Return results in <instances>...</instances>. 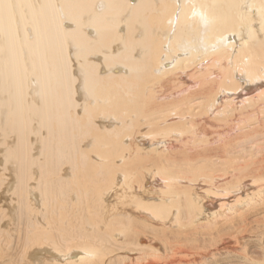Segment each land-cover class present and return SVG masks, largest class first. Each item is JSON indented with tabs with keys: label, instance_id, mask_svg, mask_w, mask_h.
Returning a JSON list of instances; mask_svg holds the SVG:
<instances>
[{
	"label": "bare ground",
	"instance_id": "6f19581e",
	"mask_svg": "<svg viewBox=\"0 0 264 264\" xmlns=\"http://www.w3.org/2000/svg\"><path fill=\"white\" fill-rule=\"evenodd\" d=\"M263 133L264 0H0V264H264Z\"/></svg>",
	"mask_w": 264,
	"mask_h": 264
},
{
	"label": "rangeland",
	"instance_id": "374dc122",
	"mask_svg": "<svg viewBox=\"0 0 264 264\" xmlns=\"http://www.w3.org/2000/svg\"><path fill=\"white\" fill-rule=\"evenodd\" d=\"M264 134V133H263ZM143 141H145V139H142ZM222 168L223 167H225V165H223V166H221ZM19 225H22V224H16L15 225V227H16V229L14 230V232L15 233H19V232H21L22 233V230H23V225L22 226H19ZM21 228V229H20ZM228 228H230V230H232L233 228H231V226H228ZM21 230V231H20ZM220 235V234H219ZM233 235H234V233L233 234H231L230 236L231 237H233ZM236 235V234H235ZM220 236H222V235H220ZM220 236H218L219 237V239H217V240H220L222 237H220ZM262 241H264V237H263V239H261V241L260 242H258V240L257 239H255L254 240V238L253 239H251L250 241H247V240H245L244 242H239V243H236V242H234V245L233 246H235V245H241L242 244V250L243 249H245V248H247V252L249 251V252H251V250L252 249H254V248H256L257 247V245H258V243L259 244H261L262 243ZM141 242L142 243H145V241H142L141 240ZM245 242L247 243V244H245ZM254 242H255V244H254ZM257 243V244H256ZM243 244H245V246L243 245ZM250 245H251V248H250ZM252 246H253V248H252ZM237 250V249H236ZM235 249H233V250H231V251H233V252H235L236 251ZM227 255V257L226 258H224L225 256ZM226 255L224 256V257H222L221 259H222V261H223V264H227L228 263V261L229 262H231L232 264L233 263H238L239 262V260H240V256L239 255H235V254H232L230 251L228 252V253H226ZM233 255H235L236 256V258H235V256H233ZM231 256V258H235V259H230L229 257ZM235 260H236V262H235ZM127 261H128V263H127ZM119 264H121L120 263V261L118 262ZM230 263V264H231ZM124 264V263H123ZM125 264H130V261L129 260H126L125 261ZM215 264V263H214ZM229 264V263H228Z\"/></svg>",
	"mask_w": 264,
	"mask_h": 264
}]
</instances>
